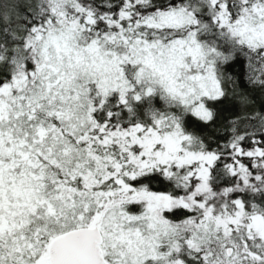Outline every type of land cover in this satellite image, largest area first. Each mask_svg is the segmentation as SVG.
<instances>
[{
	"label": "snow or ice",
	"instance_id": "6c2138e0",
	"mask_svg": "<svg viewBox=\"0 0 264 264\" xmlns=\"http://www.w3.org/2000/svg\"><path fill=\"white\" fill-rule=\"evenodd\" d=\"M0 264H264V0H0Z\"/></svg>",
	"mask_w": 264,
	"mask_h": 264
},
{
	"label": "trees",
	"instance_id": "16d2710c",
	"mask_svg": "<svg viewBox=\"0 0 264 264\" xmlns=\"http://www.w3.org/2000/svg\"><path fill=\"white\" fill-rule=\"evenodd\" d=\"M244 111V106L239 100V98L234 99L231 103L225 107V115L242 114Z\"/></svg>",
	"mask_w": 264,
	"mask_h": 264
}]
</instances>
